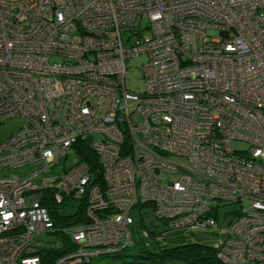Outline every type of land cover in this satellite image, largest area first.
<instances>
[{
  "label": "built area",
  "instance_id": "built-area-1",
  "mask_svg": "<svg viewBox=\"0 0 264 264\" xmlns=\"http://www.w3.org/2000/svg\"><path fill=\"white\" fill-rule=\"evenodd\" d=\"M10 119L23 124L0 143V264L64 246L50 194L95 219L64 229L75 250L53 264L132 247L127 204L147 203L191 232L236 204L218 259L264 264V0H0Z\"/></svg>",
  "mask_w": 264,
  "mask_h": 264
},
{
  "label": "trees",
  "instance_id": "trees-1",
  "mask_svg": "<svg viewBox=\"0 0 264 264\" xmlns=\"http://www.w3.org/2000/svg\"><path fill=\"white\" fill-rule=\"evenodd\" d=\"M138 79L139 78L134 80ZM236 144L235 148L244 149L243 147H247L246 145L240 143ZM85 151H87L84 154L86 158L87 156H91L90 150ZM46 203L54 220L55 234L53 235L63 241L64 244V246L58 250L46 249L41 251L39 256L42 259V263L53 264L54 260L69 255L75 250L71 233H64V229L70 226L75 227L80 225H86L88 222L81 218V213H84L85 209L79 206V202L76 200L70 201V199L66 198L64 202L57 203L54 198V195L50 194V197L48 198ZM72 207H75L77 209V213L72 210ZM231 213V218L227 224V228L230 222L232 221L233 212ZM218 214L219 223H221L222 218L223 221H225V219H227L226 217H228L227 213H225V216H223L221 210ZM163 223L167 225L166 222ZM135 226L136 222L133 218L131 225L133 235L136 232ZM140 229L142 239L146 237V239H151L152 241H154V243L157 245V250H149L145 241H140L141 243H139L136 241L135 238L134 245L132 247L123 248L121 251L112 254L99 255L95 259L93 258L89 263L85 264H227L218 259V254L220 252V247L218 246V243L210 244L205 242H199L197 239L192 237L199 232L208 233L209 230H198L192 232L188 231L186 238H191L190 241H186L182 245H177L172 248H169L167 246L168 244H162L161 240L156 238L157 233L155 231H150L147 229V227L145 229L144 224L142 222L140 225ZM215 230L219 234V228ZM145 231H148L147 234L149 236H144L143 232ZM139 244H143V246L138 247L137 245Z\"/></svg>",
  "mask_w": 264,
  "mask_h": 264
},
{
  "label": "rangeland",
  "instance_id": "rangeland-1",
  "mask_svg": "<svg viewBox=\"0 0 264 264\" xmlns=\"http://www.w3.org/2000/svg\"><path fill=\"white\" fill-rule=\"evenodd\" d=\"M212 35L216 36V33L212 32ZM144 62H145L144 57L135 59L131 62V67H133V68L130 69L129 74L131 75V77L133 79H137L141 76V72L139 71V67ZM22 124H23L22 121L15 120V119H10V120H7V121L1 123L0 124V143H3L4 141H6L8 139V137L13 132H15ZM127 205H128V210L126 211V213L124 215L129 216V217L133 216V218L136 222V226H135L136 232L134 234V239L136 238V241L139 243H141L140 241H145L149 250H151V251L157 250V248H156L157 245L151 239L148 240V239H146V237H144V239H142L141 229H140L141 222L144 224L145 229L147 227L148 230L155 231L157 233V236H158V237L156 236V238L161 240L162 244H164V243L168 244L167 246L169 248H172V247L177 246V245H182L186 241L191 240V238H186L188 230H179L180 228L174 229L172 227V223L169 224V225H171V227H169L168 225H165V223H163L162 220H159L158 218H156L155 214L157 213V210H156V206H153L155 204L147 203L144 206L142 205L141 208L140 207L132 208V205H130V204H127ZM235 208H236V204L224 206L221 208L223 216H225V213H227L228 217H226L227 219H225V221H223V218H222L220 226H219V231H220L219 234L217 232H215L216 230L211 231V229H210L209 230L210 233H209V231H208V233L199 232V233H196L192 237L197 239L199 242H205V243H210V244L211 243L216 244V243L220 242L221 240H224L226 237L227 224L231 218V214H232L231 212L234 211ZM98 213H95L96 214L95 218L100 217V212H98ZM81 215H82L81 218L84 219L85 221H87V222L89 221V223H94L95 219L92 218V216H94V214H92V213L88 214V213L84 212V213H81ZM206 221H207V219L205 218L203 223H205ZM128 228H130L129 224H128ZM207 230L208 229H206L205 231H207ZM147 232L148 231L143 232L144 236L145 235L149 236L147 234ZM137 246L141 247V246H143V244H139Z\"/></svg>",
  "mask_w": 264,
  "mask_h": 264
}]
</instances>
